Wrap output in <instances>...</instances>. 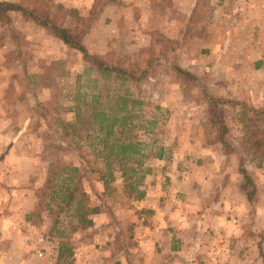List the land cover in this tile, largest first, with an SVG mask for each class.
I'll return each mask as SVG.
<instances>
[{"label": "rangeland", "instance_id": "rangeland-1", "mask_svg": "<svg viewBox=\"0 0 264 264\" xmlns=\"http://www.w3.org/2000/svg\"><path fill=\"white\" fill-rule=\"evenodd\" d=\"M23 1L35 8L46 3ZM48 3L52 14L59 4L75 9L65 23L83 32L89 53L147 71L130 85L144 100V112L156 114L158 125L153 136L134 132L143 141L155 138L166 147V156L146 161L151 172L142 200L122 195L119 176L118 190L109 195L84 177L89 203L99 207L90 216L93 225L82 228L62 216L63 234H50L56 214L44 208L39 195L54 165L78 163L76 154L65 149L68 141L61 139L56 118L73 120L76 93L88 103L92 93L105 96L124 87L101 76L52 30L11 12L10 21L0 22V264H264V149L259 146L264 96L255 83L260 79L256 60L264 64V28L246 25L250 13L264 12V0ZM224 15H230L231 40L211 55L203 45L212 24L220 25ZM250 37L259 47H249ZM172 64L192 72L203 90L194 86L184 95ZM203 92L223 100L219 107L228 127L229 154L220 144L208 143L216 118H209ZM183 174L199 178L178 197L170 179ZM60 241L72 248L68 260L57 259ZM170 245L180 252L172 253Z\"/></svg>", "mask_w": 264, "mask_h": 264}, {"label": "trees", "instance_id": "trees-1", "mask_svg": "<svg viewBox=\"0 0 264 264\" xmlns=\"http://www.w3.org/2000/svg\"><path fill=\"white\" fill-rule=\"evenodd\" d=\"M49 1L46 0L43 8L29 7L23 0L0 1V22L5 24L10 21L9 15L13 11L21 12L40 26L52 30L64 44L79 51L101 76L112 77L113 81H121L120 87H124L116 88L114 93L105 96L101 93H92L88 103L81 102L80 95L76 93L72 107L73 120L67 122L56 118L62 138L59 137L67 139L65 149L76 154L78 163L54 165L52 176L47 177L42 189L43 193L39 196L44 208L56 214L49 233L62 235L63 231L59 230L62 216L76 219L79 227L86 228L93 225L90 216L99 212L98 205L89 203L88 193L82 184L84 177L101 182L103 195H109L118 190L115 183L119 176L122 180L120 189L122 195L127 199L142 200L146 196L145 177L151 172L146 161L152 158H164L166 147L157 145L153 137L149 142L140 140L134 132L138 130L153 136L158 125L156 114L152 112L148 115L144 112V100L130 85L132 82L137 84L145 78L147 71L138 66L123 67L109 63L105 56L89 53L82 40L83 32L76 31L70 24L65 23L69 16L75 13V9L59 4L52 10L54 11L52 14L48 7ZM262 64V61H258L256 67ZM145 65L148 68L150 63L146 62ZM169 69L184 95L194 86L202 88L198 78L187 69L178 64L170 65ZM203 95L209 108V118H216L211 126L213 139L208 143L220 144L225 148L224 154H229L232 149L227 137L228 127L224 120V111L219 107L223 100L211 97L206 92H203ZM158 108L155 106V110ZM259 113L264 115V111ZM259 146L260 149H264V134L260 135ZM238 164L240 173L249 184L251 178L242 157H238ZM171 248L173 250L177 246L173 245ZM72 255L73 251L68 242L60 241L58 261L68 260Z\"/></svg>", "mask_w": 264, "mask_h": 264}, {"label": "crops", "instance_id": "crops-1", "mask_svg": "<svg viewBox=\"0 0 264 264\" xmlns=\"http://www.w3.org/2000/svg\"><path fill=\"white\" fill-rule=\"evenodd\" d=\"M224 19L221 20V24L218 25V23L214 22V25L212 24V26L210 27L208 36H207V40L205 42V44L203 45V47L205 48H209L211 55H215V53L217 52L216 48L219 47H228L230 40L229 39V25H230V15H224ZM248 23H246L247 27H251L254 29H263L264 28V12H260V13H250L249 14V18H248ZM243 21L246 20V16H244V18L242 19ZM239 22H241V19L239 20ZM251 24V25H248ZM244 27V24L242 25ZM251 41V37L249 42ZM253 41V40H252ZM249 47H259L258 45L255 44V42H250L249 43ZM207 50V49H205ZM258 62V60H256V63ZM255 63V64H256ZM215 66V64L213 65ZM256 70L260 73H258L260 75V79L259 81H255L260 83V92L261 94L264 96V64L257 67ZM258 75V76H259ZM220 174H215L214 176H219ZM213 176V177H214ZM199 177L197 175H182V177H172L170 179V181H172V183L175 185V192L177 194L178 197H181L182 194H185L187 191L186 189H191L192 185H194V181L196 179H198ZM205 178V177H204ZM211 177H207L206 180H210ZM98 186L100 188H102V183L101 182H97ZM116 184V183H115ZM103 189V188H102ZM146 192V196H147ZM172 245L169 246L168 250H170L172 253L174 252H180L179 250V246L177 245V248L172 250Z\"/></svg>", "mask_w": 264, "mask_h": 264}]
</instances>
